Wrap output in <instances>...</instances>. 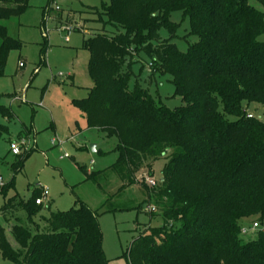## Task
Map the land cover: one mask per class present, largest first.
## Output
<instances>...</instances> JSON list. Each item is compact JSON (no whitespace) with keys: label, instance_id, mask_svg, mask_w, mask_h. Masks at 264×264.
I'll list each match as a JSON object with an SVG mask.
<instances>
[{"label":"trees","instance_id":"obj_1","mask_svg":"<svg viewBox=\"0 0 264 264\" xmlns=\"http://www.w3.org/2000/svg\"><path fill=\"white\" fill-rule=\"evenodd\" d=\"M29 1L0 0V78L11 51L21 47L3 22L23 15ZM251 1L110 0L90 8L103 29L84 39L93 85L75 106L89 128L118 139L119 157L111 169L123 188L135 185L143 168L167 161L159 185L142 184L146 206L156 209L148 213L164 224L147 227L132 242L128 264H264V230L248 243L241 238L242 221L264 220V122L246 111L250 105L264 108V10ZM254 1L264 8V0ZM173 12L189 19L187 38L196 39L186 52L173 43L179 29L170 19ZM66 24H72L69 16ZM162 29L170 38L161 36ZM147 65L150 81L172 77L179 107L170 109L146 88L141 77ZM1 99L0 114L11 121L15 117ZM7 135L8 125L0 124V141ZM32 152L17 155L16 174ZM14 182L15 177L0 185V195L7 197ZM40 195L37 188L19 202L35 231L17 220L11 228L14 247L0 225L5 260L110 264L96 211L76 201V208L43 216L40 230L34 220L44 209L36 204ZM14 200L0 212L14 208Z\"/></svg>","mask_w":264,"mask_h":264},{"label":"rangeland","instance_id":"obj_2","mask_svg":"<svg viewBox=\"0 0 264 264\" xmlns=\"http://www.w3.org/2000/svg\"><path fill=\"white\" fill-rule=\"evenodd\" d=\"M109 2L30 0L23 15L3 22L9 35L21 42L20 49L11 51L5 76L0 78L1 103L15 117L8 121L0 114V124L9 127V135L0 141V177L4 184L15 177L14 189L7 197L0 195V210L9 199L15 198L14 208L5 214L0 212V225L6 230L12 247L15 242L11 228L18 224L17 220L35 231L27 213L18 204L21 200L28 201L40 187L50 192L43 211L34 218L40 230L45 226L43 216L69 211L78 207L76 201H82L99 214L103 250L110 264H128L125 253L132 242L147 227L164 224L161 217L152 218L148 213V203H145L148 195L142 184H147V178H151L159 185L167 161H156L150 171L143 168L137 174V183L123 188L124 182L111 169L119 157L118 139L89 128L84 113L74 104L75 100L86 98L93 85L88 74L89 54L83 48L84 39L103 29V24L97 21L98 16L89 12L90 8L101 9ZM251 3L264 10L258 2L252 0ZM50 5L52 8L58 5L62 10H49ZM68 16L72 19L69 25L66 24ZM170 19L179 25L173 43L186 52L196 41L187 38L189 19L183 17L182 12L171 13ZM68 26L74 28L70 35L66 30ZM160 34L164 39L170 38L165 29ZM259 41L264 42V33ZM140 68L141 63H138L133 70L139 73ZM150 72L151 67L147 65L141 77L142 82L148 83L146 88L150 93L170 109L179 107L182 100L174 96L172 77L158 75L150 81ZM246 111L264 122L263 107L250 105ZM23 131L25 135L22 136ZM23 140L26 148L33 152L16 174L13 165L18 158L12 154L10 146ZM92 173L95 176L88 179ZM256 222L260 227L253 229ZM241 226L242 230H248L241 235L242 242L248 243L264 230V220L251 217L242 221ZM0 264L15 263L5 260L0 251Z\"/></svg>","mask_w":264,"mask_h":264},{"label":"built area","instance_id":"obj_3","mask_svg":"<svg viewBox=\"0 0 264 264\" xmlns=\"http://www.w3.org/2000/svg\"><path fill=\"white\" fill-rule=\"evenodd\" d=\"M52 10L61 11L62 9H61L60 6L55 5L52 8ZM66 30H68V33L70 35L74 31V28L68 26V27H66ZM20 67L22 68V67H24V65L20 64ZM52 143L54 144L55 140H53ZM10 150H11L12 154L15 155V156L22 154L23 152L28 150L26 148V141L23 140L21 143H18V142L12 143L11 146H10ZM66 157H68V156H66ZM146 182H147V185H149V186H152V187L156 186V181L151 179V178H147ZM3 184L4 183H3L2 179L0 178V185H3ZM38 189L40 190L41 195H40L39 198H37L36 204L39 205V206H43L45 201H48L49 196H50V192H49V190L47 188L40 187ZM147 211L149 213H153V212H156V209L153 206H149V207H147ZM257 228H259V224L258 223H254L253 224V229H257ZM247 233H248L247 229H243L242 230V234L243 235H245Z\"/></svg>","mask_w":264,"mask_h":264},{"label":"water","instance_id":"obj_4","mask_svg":"<svg viewBox=\"0 0 264 264\" xmlns=\"http://www.w3.org/2000/svg\"><path fill=\"white\" fill-rule=\"evenodd\" d=\"M92 148H93V151H95V147L93 146Z\"/></svg>","mask_w":264,"mask_h":264},{"label":"crops","instance_id":"obj_5","mask_svg":"<svg viewBox=\"0 0 264 264\" xmlns=\"http://www.w3.org/2000/svg\"><path fill=\"white\" fill-rule=\"evenodd\" d=\"M70 17V16H69ZM8 236V235H7Z\"/></svg>","mask_w":264,"mask_h":264}]
</instances>
